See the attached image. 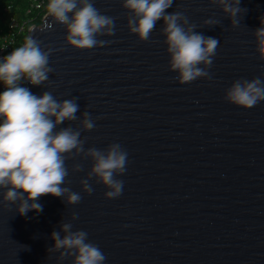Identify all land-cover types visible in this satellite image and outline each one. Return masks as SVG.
<instances>
[{
    "label": "water",
    "instance_id": "water-1",
    "mask_svg": "<svg viewBox=\"0 0 264 264\" xmlns=\"http://www.w3.org/2000/svg\"><path fill=\"white\" fill-rule=\"evenodd\" d=\"M95 7L116 18L115 34L99 36L101 47L77 50L66 44L63 25L37 30L41 47L54 49V71L50 83L21 86L59 101L77 97V116L87 110L96 123L81 133L85 149L121 144L129 154L122 195L106 199L108 189L94 177L93 193H84L80 180L93 162L80 157L66 161L65 186L81 193L77 205L44 195L42 212L21 216L17 204L4 206L0 190V264H72L74 257L48 251L63 221L88 232L105 264H264V101L243 109L224 100L235 80L264 79L253 34L262 26L264 0H241L247 12L235 28L210 0H174L166 12H184L196 31L219 40L211 79L190 84L169 70L162 20L149 41L139 42L122 0H95ZM210 18L219 25H204ZM67 126L77 129L80 120L59 127ZM75 163L83 170L72 172Z\"/></svg>",
    "mask_w": 264,
    "mask_h": 264
},
{
    "label": "clouds",
    "instance_id": "clouds-1",
    "mask_svg": "<svg viewBox=\"0 0 264 264\" xmlns=\"http://www.w3.org/2000/svg\"><path fill=\"white\" fill-rule=\"evenodd\" d=\"M173 2L122 0V7L128 10L129 32L136 35L139 42H147L157 22L162 20L161 34L170 57L169 70L178 73V82L190 84L197 79H211L209 69L219 40L196 31L198 26L191 23L184 12H166ZM210 3L221 8L233 28L240 23L239 14L247 12L240 7L241 0H210ZM46 10L51 21L46 18L39 29H29L24 44L0 59V83L5 86L0 93V190H3L4 206L17 204L16 211L21 216H26L29 211L42 212L43 205L38 201L44 195L62 198L68 205L81 202V193L65 186L70 184L67 160L90 158L93 163L86 177L80 180L81 189L91 195L94 189L89 181L94 177L108 189L104 193L106 199L122 195L124 181L119 177L126 173L129 164V154L119 143H111L104 149H85L87 137L82 139L81 133L92 131L96 123L87 110L82 119L77 116V97L59 101L50 91L37 96L21 86L23 81L34 86L50 83L49 74L54 71L49 66L54 49L41 47L42 41L34 36L37 30L44 32L51 30L54 24L63 25L66 44L77 50L101 47L105 41L99 40V36L115 34L116 18L102 14L95 7V0H49ZM219 23L211 18L203 21L210 27ZM261 25L253 34L259 59L264 60V17ZM224 100L243 109L255 107L264 101V79L235 80L225 90ZM78 119L80 126L77 129L59 127L66 121ZM82 170L80 163L72 165V172ZM76 219L78 216L74 213L71 220ZM72 229L71 221H63L60 231L51 233L54 246L48 251L59 252L61 260L74 257L72 264H105L106 255L97 244L89 241L88 232Z\"/></svg>",
    "mask_w": 264,
    "mask_h": 264
},
{
    "label": "trees",
    "instance_id": "trees-1",
    "mask_svg": "<svg viewBox=\"0 0 264 264\" xmlns=\"http://www.w3.org/2000/svg\"><path fill=\"white\" fill-rule=\"evenodd\" d=\"M47 4L43 0H0V50L7 47L5 56L24 44L29 29L42 25Z\"/></svg>",
    "mask_w": 264,
    "mask_h": 264
},
{
    "label": "built area",
    "instance_id": "built-area-1",
    "mask_svg": "<svg viewBox=\"0 0 264 264\" xmlns=\"http://www.w3.org/2000/svg\"><path fill=\"white\" fill-rule=\"evenodd\" d=\"M44 1H47L49 3V0H43V2ZM38 7H40V6H38ZM6 48L7 47L1 48V50H0V59H2L3 57H5V50H6Z\"/></svg>",
    "mask_w": 264,
    "mask_h": 264
}]
</instances>
